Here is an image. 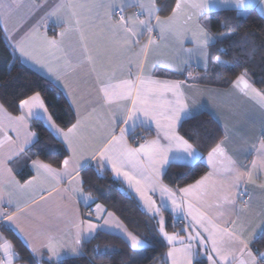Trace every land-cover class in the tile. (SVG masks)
Instances as JSON below:
<instances>
[{
  "label": "crops",
  "instance_id": "0c3cea01",
  "mask_svg": "<svg viewBox=\"0 0 264 264\" xmlns=\"http://www.w3.org/2000/svg\"><path fill=\"white\" fill-rule=\"evenodd\" d=\"M5 2L18 5L7 20L0 18V26L9 46L24 66L51 81L62 91L75 115L73 124L78 119L81 121V128L74 143L76 160L80 161L83 166L77 168L73 173L79 181V183H74L73 187L82 189V195L90 196L91 200L85 202L80 195L64 191L68 187L70 177L59 182L49 179L37 182L29 188L20 187L37 174V170L32 165L33 160L46 164L37 158H31L28 153V148L37 139L36 134L30 139L28 138V133H34L30 128V123L37 119L29 118L28 110L22 109L20 104L18 113L12 114L0 103V142H2L0 143V244L4 240L10 241L1 229L2 226H5L36 258L50 256L47 249L49 238L57 242V251L61 253V260L78 256L81 253L82 244L100 230L118 234L130 245L126 235L129 231L124 224L103 203L95 202L94 197L84 190L81 172L90 165L96 167L100 172H109L133 196L145 214L154 221L157 232L167 245V251L172 245H169L159 232L158 221L161 217L165 221V230L169 234L175 233L184 238L192 231L189 227L193 223L191 217H186L185 213L173 212L170 201H168V208H161L159 215L153 216V213L147 211L145 201L136 191L135 186L130 185L122 175L117 176L112 171L111 164L105 162L101 166L99 163V152L111 138L113 120L120 115L118 104L107 106L101 99L102 94L99 92V88L109 77H112L113 82H117L121 79H136L137 76L144 74L152 79L181 81L185 95L203 106L200 113L210 114L220 125L224 134L221 140L225 141L229 154L236 161V169L241 173L250 169L253 172V179L241 181L239 187L232 184L234 174L217 172L209 182L207 191L200 196L184 197L178 190L168 187L163 180L168 166L162 170L159 177H153L158 184H163L175 191L178 201L188 200L195 209L206 214L213 223L221 228H231L233 221H236L237 224L245 221L256 224L264 217V169L251 168L252 160L259 158L257 149L260 148L261 133L264 132V107H261L252 98V90H258L253 84L249 82L251 87L248 89V94L245 95L240 88L233 87V82L236 79L226 87L198 83L199 72L207 70L209 66V56L205 61L195 53L189 56L187 53L180 52L181 47L184 49L194 48V45L188 42L191 33H186L181 25L175 26L172 31H167L162 36L159 27L155 26L156 19L153 18L151 20V24L154 26L153 31L149 32L144 28H138L137 31L140 33L136 37L138 43L131 46L124 45L125 33L117 26L120 15L123 14L126 18H130L141 13L143 10L139 4H147L148 0H69L70 3L83 5V7L75 9L76 18H73L67 9L62 10L61 15L73 28L76 27V19L80 20L79 27L84 35L83 45L87 47V55L92 57V61L89 63L84 59L83 47L79 39L80 32H68L64 38V49L71 53L74 62L79 59L81 63L75 71L67 77H63L65 65L63 53H56L55 56L49 55L46 51L47 45L43 40L45 35L49 39H59V32L67 27L57 21L56 17L44 20L46 11L54 4L60 3L61 0H47V3L46 0H5ZM154 2L156 7L161 10L158 0H154ZM217 3L218 0H213L212 5L206 7L199 14L196 9L191 7L184 9L185 15L193 16V23L189 27L195 28V23L198 21L213 40L214 37L207 28L208 15L222 10L237 12L233 7H216ZM249 3L256 5L255 8L250 9L256 10L264 17V0H249ZM42 5L44 7H41ZM121 8L123 9L122 13ZM170 14L171 12L161 15V12L158 11L156 16L159 19H165ZM139 19H147V13L144 12L139 16ZM34 29L37 31L34 32ZM150 39L155 40L156 45L149 46L141 54L140 49L144 48ZM21 40L24 41L25 50L32 53L40 63L21 54L20 47H18ZM177 52H180L179 59L176 58ZM182 61H187V63ZM49 67L52 68V72H49ZM178 69H183V71ZM189 72L192 74L191 77L188 75ZM57 74L62 75L60 80L56 79ZM165 96L167 99H172L170 93ZM47 115L50 116L48 111ZM20 116H25V120L17 121L15 119ZM41 122L53 134L47 121ZM52 122L56 127H59L53 119ZM181 123L176 127L179 135H181L179 132ZM122 127L124 125L120 123L115 128V132L118 134ZM135 137H138L137 142L133 141ZM125 138L130 147H138L146 140L158 138L157 129L154 123L151 127L138 126ZM58 140L62 143V138ZM161 142L166 143L162 139ZM62 144L67 151V156L64 159H67L72 155V152L68 150L65 143ZM196 151L200 157L196 162L202 161L207 167V172L202 176L212 172L213 167L208 164L207 159L210 151L205 155H202L197 149ZM62 163L59 168L62 167ZM26 169L31 171V175L27 179L21 180L19 175ZM141 189L145 190L143 181H141ZM9 192L11 193L10 197L7 195ZM225 193L229 200L233 201L232 203L219 201L218 197ZM146 195L155 201L156 207H160L159 187L155 192L147 190ZM97 204L103 206V211L97 213ZM109 213L112 214L111 217ZM166 214L172 217L174 225L179 226L176 230L167 229ZM8 216H11L12 219L9 220ZM89 220L97 225V228L90 234L84 231L80 236V244L77 245L75 243L77 229L73 225L84 221L85 224L82 225V228L86 229ZM106 220L109 221L107 225L105 224ZM117 223L122 227L117 228ZM260 233L261 230L257 229L253 241ZM247 235L248 233H245V236ZM225 242L227 243V238H225ZM175 246L179 247L180 245L177 242ZM72 248L77 249V254L70 251ZM0 256H2V252H0ZM166 260L168 264H171L167 256ZM204 261L207 263L206 260ZM13 264L27 263L18 261L17 256Z\"/></svg>",
  "mask_w": 264,
  "mask_h": 264
},
{
  "label": "snow or ice",
  "instance_id": "6c2138e0",
  "mask_svg": "<svg viewBox=\"0 0 264 264\" xmlns=\"http://www.w3.org/2000/svg\"><path fill=\"white\" fill-rule=\"evenodd\" d=\"M212 3L213 0H191V3H189V0H176L171 14L165 19H159L156 13L160 9L156 7L154 0H148L147 4H139V7L143 10L141 13L135 14L130 18H126L121 14L117 26L125 33L124 45L131 46L138 43V39H136L140 34L137 31L138 28H144L149 32L154 30V26L151 24L153 18L156 19L155 26L159 27L162 36L165 32L172 31L175 26L181 25L186 33H191L188 42L192 43L194 48L184 49L181 47L180 52L187 53L189 56L195 53L207 61L209 56L208 48L213 38L198 21L195 23V28L189 27L193 23V16L185 15L184 9L191 7L196 9L199 14L206 7L212 5ZM16 7L18 5L0 0V18L7 20ZM41 7L44 6L42 5ZM79 7H83V5L70 3L69 0H61L60 3L54 4L47 10L44 17V20L56 17L57 21L61 24L67 25L63 31L59 32V39H49L47 35L43 37L47 45L46 51L49 55L55 56L56 53H63L65 60L63 77H67L75 71L81 63L79 59L74 62L71 53L64 49V38L68 32H80L79 39L83 47L84 59L89 63L92 61V57L87 55V47L83 45L84 35L79 27L80 20L76 19V27L73 28L61 15L62 10L67 9L71 13V16L76 18L77 13L75 9ZM216 7H233L237 10V15L239 16L245 15L248 9L255 8L256 5L249 3V0H218ZM122 12L123 9L121 8ZM144 12L147 13V19H139V16L143 15ZM35 31L37 29H34ZM152 45H156V41L150 39L148 44L140 49V53L143 54L145 49ZM18 47H20L23 56L40 63L32 53L25 50L23 40L19 42ZM180 52L176 53L177 59L180 58ZM182 62L187 63V61ZM214 62L218 64L224 63L219 56L215 58ZM48 70L52 72L51 67ZM178 70L183 71V69ZM62 75L57 74L56 79L60 80ZM188 75L191 77V72ZM65 86L67 87V85ZM233 87L240 88L245 95L248 94V89L251 86L246 78V73H242L236 78L233 82ZM99 92L102 94L101 99L104 105L111 106L118 104L120 106V115L113 120V128L110 133L111 138L99 152V163L101 166L105 162L111 164L112 171L117 176L122 175L130 185L135 186L136 191L140 193L141 198L145 201L147 211L153 213V216L159 215L161 208H168V201H170L173 212L185 213L186 217H191L193 223L189 227L192 231L184 238L175 233L169 234L165 230V221L162 217L158 221L160 234L169 245H172L166 253L171 264H204V260L207 261V264H264V252H254L251 248L256 230L259 229L261 232H264V217L256 224L248 221L237 224L236 221H233L231 228H221L213 223L206 214L195 209L188 200L183 199L178 201L175 191L163 184H158L153 178L159 177L166 166H171L172 164L189 166L200 158L196 149L189 143V140L179 135L176 131L179 123L187 119H194L203 109L202 105H199L194 99L185 95V92L182 90V82L178 80L152 79L144 74L137 76L136 79H121L117 82H113L112 77H109L101 85ZM167 93L171 94L172 99L166 98L165 94ZM252 93V98L261 107H264V92L253 89ZM20 107L28 110L27 116L29 118L41 121L46 120L50 130L58 139L62 138V143L67 145L72 155L63 160L62 167L59 169L52 168L38 160H33L32 165L37 170L36 176L26 181L22 186L16 182L17 185L29 188L37 182H44L49 179H55L59 182L70 177L68 187L64 191H71L80 195L85 202L91 200L90 196L85 197L82 195V189L73 187L74 183H79L77 176H74L73 173L77 168L83 166L80 161L76 160V147L74 143L81 128V121L78 119L75 124L67 128V131L56 127L52 122L51 116L47 115V108L39 92H36L28 99L21 100ZM15 119L17 121H24L25 116L16 117ZM120 123H123L124 127L120 128L117 134L115 128ZM153 123L156 126L158 138L146 140L144 143H140L138 147H130L128 145L125 138L126 135L138 126L151 127ZM34 135L35 133H28V138L30 139ZM161 139L166 143H162ZM257 151L259 158L252 160L251 168L264 169V132L261 133L260 148ZM207 159L208 164L213 167V171L202 176L195 183L178 189L184 197L203 195L209 187V182L217 172L234 174L232 184L237 187H239L241 181L245 179L251 181L253 179L251 169L245 173H241L236 169V161L229 154L224 140L218 142L211 149ZM141 181L144 182V191L141 189ZM157 187H159L161 193L160 207H156L155 201L146 195L147 190L155 192ZM7 195L10 197L11 193L9 192ZM218 199L222 203L233 202L229 200L226 193L220 195ZM96 210L97 213L103 211V206L97 204ZM4 214L6 215V213ZM109 216L111 217L112 214L109 213ZM8 219L11 220L12 217L8 216ZM108 223L109 221L106 220L105 224L107 225ZM84 224V221H79L73 225L77 229V239L75 241L77 245L80 244V236L84 231L90 234L97 228V225L93 224L90 220L86 224V229L82 228ZM116 227L121 228L122 226L117 223ZM245 233H248V235L245 236ZM126 235L130 241V247L134 250L150 246L149 242L141 240L131 232L126 233ZM225 238H227V243L225 242ZM49 241L47 245L50 253L48 257L49 264H52L53 260L56 261V264H61V253L57 251V242L52 238H49ZM177 242L180 245L179 247L175 246ZM33 251L35 252L34 249ZM70 251L77 254L76 248H72ZM0 252H2L0 264H13L14 259L18 255L13 251V244L7 240H4L0 244Z\"/></svg>",
  "mask_w": 264,
  "mask_h": 264
},
{
  "label": "trees",
  "instance_id": "16d2710c",
  "mask_svg": "<svg viewBox=\"0 0 264 264\" xmlns=\"http://www.w3.org/2000/svg\"><path fill=\"white\" fill-rule=\"evenodd\" d=\"M161 15H167L174 7L175 0H158ZM207 28L214 40L208 48L209 66L199 72L197 82L207 86L226 87L238 76L246 73L247 80L264 92V17L250 9L245 15H237L234 10L212 12L207 18ZM219 56L224 63H215ZM36 92L41 94L45 107L54 122L67 130L75 121V115L62 91L51 81L24 66L9 46L0 26V103L12 114H17L19 104ZM31 130L36 141L28 148L31 158L59 168L67 151L63 144L40 120H32ZM179 132L201 152L207 154L223 138V130L210 116L202 112L194 119L183 121ZM21 180L31 175L29 169L21 171ZM207 172L202 161L191 166L172 164L164 173V183L178 190L196 181ZM84 190L103 203L127 228L150 246L134 250L122 236L98 231L82 244L78 256L65 258L61 264H168L167 245L157 232L154 221L145 214L137 201L109 172H100L90 165L81 172ZM166 227L176 230L173 219L166 214ZM5 236L13 244L18 261L27 264H49L48 257L33 256L15 234L7 227H1ZM254 252H264V232L251 244ZM52 264H56L53 261ZM204 264H207L204 261Z\"/></svg>",
  "mask_w": 264,
  "mask_h": 264
},
{
  "label": "built area",
  "instance_id": "2783aa9c",
  "mask_svg": "<svg viewBox=\"0 0 264 264\" xmlns=\"http://www.w3.org/2000/svg\"><path fill=\"white\" fill-rule=\"evenodd\" d=\"M133 141L137 142L138 141V137L133 138Z\"/></svg>",
  "mask_w": 264,
  "mask_h": 264
}]
</instances>
